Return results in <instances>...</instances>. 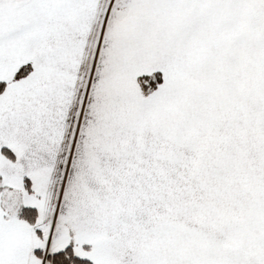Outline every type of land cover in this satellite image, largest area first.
<instances>
[{"label": "snow or ice", "instance_id": "obj_1", "mask_svg": "<svg viewBox=\"0 0 264 264\" xmlns=\"http://www.w3.org/2000/svg\"><path fill=\"white\" fill-rule=\"evenodd\" d=\"M0 264H264V0H0Z\"/></svg>", "mask_w": 264, "mask_h": 264}]
</instances>
